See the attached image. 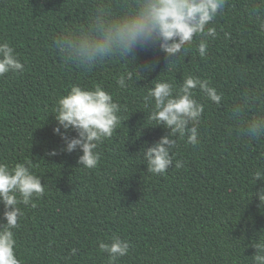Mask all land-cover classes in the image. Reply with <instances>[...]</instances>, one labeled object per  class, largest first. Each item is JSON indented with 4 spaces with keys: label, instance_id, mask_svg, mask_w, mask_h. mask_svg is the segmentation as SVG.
<instances>
[{
    "label": "trees",
    "instance_id": "1",
    "mask_svg": "<svg viewBox=\"0 0 264 264\" xmlns=\"http://www.w3.org/2000/svg\"><path fill=\"white\" fill-rule=\"evenodd\" d=\"M120 3L0 0V42H9L25 66L22 74L0 77V162L30 161L45 188L34 207L19 205L24 214L13 230L16 254L23 264H107L98 242L118 235L130 251L116 264H250L251 242L264 234V208L258 197L250 198L264 186V180L252 182V173L264 165V140L242 137L232 120L256 111L241 93L264 80V34L247 17L250 0H229L214 22L218 38L210 40L203 59L193 46L166 68L158 49L134 50L143 75L126 90L116 79L125 67L134 69V61L89 71L65 64L54 50L55 38L86 25L96 6L115 12ZM189 74L208 79L222 99L211 102L196 90L204 104L200 142L178 141L173 166L153 175L140 151L169 130L149 126L142 97L153 79L179 84ZM73 84H99L127 109L112 138L98 147L95 169L79 166V150L61 151L63 140L53 131L56 101ZM54 149L58 154L50 156ZM176 160L183 161L179 169ZM4 210L0 203V226Z\"/></svg>",
    "mask_w": 264,
    "mask_h": 264
},
{
    "label": "clouds",
    "instance_id": "2",
    "mask_svg": "<svg viewBox=\"0 0 264 264\" xmlns=\"http://www.w3.org/2000/svg\"><path fill=\"white\" fill-rule=\"evenodd\" d=\"M229 0H121L119 10L105 7L89 16L84 26L61 32L55 38L54 50L67 65L82 70H91L108 62H135V68L125 67L117 79V86L126 90L140 80L143 73L136 63L134 50L158 49L164 53L166 68L175 67L181 56L193 46L203 59L206 57L210 40L218 38L214 22L225 12ZM248 19L264 34V0H250L245 7ZM229 33H225L228 38ZM186 57V56H185ZM153 65L146 67L147 71ZM24 64L9 42H0V77L22 74ZM154 83L142 97L149 126L163 125L168 134L162 136L140 153L146 163L147 172L164 175L173 166L178 141L187 138L195 146L200 142L198 124L204 111V104L196 98V90L208 100L219 103L222 93L210 84L208 79L187 75L179 84L167 80L153 79ZM241 98L254 101L256 111L239 120L232 119L242 137L249 141L264 140V80L241 93ZM126 106L115 100L113 94L99 84L86 88L73 84L66 94L56 101L52 112L57 121L54 133L63 140L61 151L71 153L79 150V166L95 169L100 162L98 147L112 138L124 122ZM144 112V111H143ZM63 129V131H61ZM69 130L76 133L68 135ZM174 137V138H173ZM54 149L49 155L55 156ZM264 159V153L261 154ZM175 168L183 166L182 160L175 161ZM264 180V165L252 173L253 185ZM42 178L32 170L30 161L10 165L0 162V203L4 205V220L0 226V264H23L16 254L14 229L19 227L23 210L34 198L44 195ZM258 197L259 206L264 208V186L252 191L251 197ZM251 242L255 249L250 264H264V234ZM98 250L107 254V264H116L120 257L129 254V242L113 236L108 241L98 242ZM73 248L71 254L75 255Z\"/></svg>",
    "mask_w": 264,
    "mask_h": 264
}]
</instances>
